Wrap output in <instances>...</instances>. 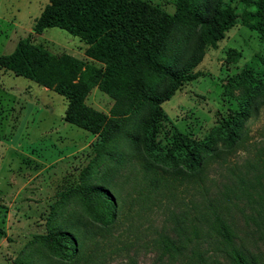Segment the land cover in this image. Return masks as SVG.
<instances>
[{"label": "rangeland", "instance_id": "374dc122", "mask_svg": "<svg viewBox=\"0 0 264 264\" xmlns=\"http://www.w3.org/2000/svg\"><path fill=\"white\" fill-rule=\"evenodd\" d=\"M142 1L175 12L174 0ZM188 1L229 6L236 21L214 44L203 45L195 77L160 103L150 147L161 155L172 148L182 152L171 163L176 171L187 172L188 148L202 163L194 175L162 171L167 180L149 192L138 162L141 156L150 160L142 140L139 152L125 155L119 165L101 158L93 173L108 184L118 205L107 228L87 218L72 189L93 157L97 135L64 121L69 104L64 96L0 67V264H69L46 240L64 228L73 232L81 253L77 264H232V248L247 261L264 264V0ZM47 3L0 0V56L32 32ZM202 34L181 20L168 53L181 50L187 39L195 44ZM32 38L52 54L94 66L96 72L82 78L83 102L107 114L114 99L99 86L105 66L85 55L87 45L57 27ZM166 87L172 83L165 81L161 88ZM150 110L143 103L119 123L146 134L141 122ZM221 120L234 123L239 135L230 145ZM122 137L118 150L133 152ZM216 219L226 224L229 242Z\"/></svg>", "mask_w": 264, "mask_h": 264}, {"label": "trees", "instance_id": "16d2710c", "mask_svg": "<svg viewBox=\"0 0 264 264\" xmlns=\"http://www.w3.org/2000/svg\"><path fill=\"white\" fill-rule=\"evenodd\" d=\"M174 5L175 12L169 14L142 0H48L35 18L32 32L18 40L11 52L0 56L1 68L51 88L68 99L64 121L97 135L93 157L81 173L80 183L72 189L77 192L87 218L102 228L112 225L118 205L108 184L93 173L101 158L106 157L119 165L125 155L133 158L139 152L135 153V150L142 140V145H148L144 154L150 157V160L142 156L138 158L142 180L147 181V191H153L167 180L162 171L172 177L176 173L185 174L186 171H176L171 164L182 152L172 148L162 156L158 149L150 147L161 118L160 103L170 97L175 87L195 77L192 70L202 57L203 45L214 44L224 30L235 24L237 17L229 6L219 4L208 8L195 6L188 0H174ZM181 20L200 28L202 37L192 45L187 39L181 50L178 48L168 53L169 40ZM49 27L76 36L87 45V57L104 63L99 86L114 99L107 114L83 102L87 86L82 78L96 72L94 66L65 54H52L42 45L33 43L32 36ZM147 73L152 77H147ZM165 81L171 82L172 87L161 88ZM143 103L151 105L150 113L141 122L148 132L140 134L134 128L127 129L129 124L121 126L119 119L129 120L135 116ZM219 127L229 145L238 138L234 123L221 120ZM120 135L128 141L133 152L118 150L116 140ZM184 155L188 157L184 166L186 173L194 175L200 168L202 157L191 148ZM159 159H163V166L158 163ZM215 223L220 235L229 242L226 224L220 219ZM46 240L65 262L77 264L82 259L74 243V234L67 228L50 232ZM229 255L232 264H253L234 248Z\"/></svg>", "mask_w": 264, "mask_h": 264}]
</instances>
